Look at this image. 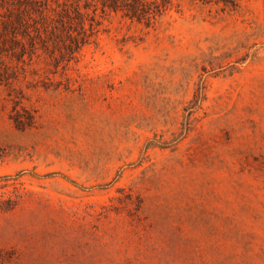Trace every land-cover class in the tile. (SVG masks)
<instances>
[{"label":"rangeland","instance_id":"rangeland-1","mask_svg":"<svg viewBox=\"0 0 264 264\" xmlns=\"http://www.w3.org/2000/svg\"><path fill=\"white\" fill-rule=\"evenodd\" d=\"M0 264H264V0H0Z\"/></svg>","mask_w":264,"mask_h":264}]
</instances>
